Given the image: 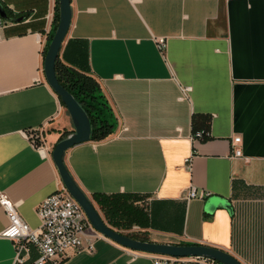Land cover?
<instances>
[{
    "label": "crops",
    "instance_id": "1",
    "mask_svg": "<svg viewBox=\"0 0 264 264\" xmlns=\"http://www.w3.org/2000/svg\"><path fill=\"white\" fill-rule=\"evenodd\" d=\"M0 3L9 11L0 23V196L36 228L37 204L60 179L51 150L39 151L27 133L41 127L52 149L74 130L43 72L58 0ZM70 6L57 62L97 83L100 117L111 129L69 148L64 163L104 221L133 238L211 245L244 264H264V0ZM196 130L208 136L192 140ZM235 147L241 157L232 156ZM190 184L209 195L187 200ZM93 195L120 196L118 204L137 210L139 222L110 223ZM7 225L0 205V264H15L12 241L1 235ZM36 256L32 248L30 260ZM56 264L155 263L150 253L99 237L92 253L69 250Z\"/></svg>",
    "mask_w": 264,
    "mask_h": 264
},
{
    "label": "built area",
    "instance_id": "2",
    "mask_svg": "<svg viewBox=\"0 0 264 264\" xmlns=\"http://www.w3.org/2000/svg\"><path fill=\"white\" fill-rule=\"evenodd\" d=\"M156 47L163 53L164 38L156 39ZM189 90V86L181 87L182 95L186 96ZM27 134L39 151L52 150L45 142L41 127L30 130ZM206 136H208L206 130H196L192 133L191 139H202ZM240 140L239 136H235L232 139V144L237 145ZM241 154L240 148H232L233 157H241ZM191 158L192 154L184 159V164L188 170L191 168ZM207 195L209 192H197L196 187L192 184L184 193L187 200L202 198ZM0 205L8 218V225L3 229L1 235L12 241L15 251V264H46L49 262L56 264L68 256L69 250L92 253L95 240L99 237L105 238L94 230L80 205L69 195L61 181L53 192L37 204L36 212L40 224L36 228L30 227L22 219L17 210V204L4 195L0 196ZM32 248L37 252V256L30 260ZM151 255L155 264H166L175 259L170 256ZM188 258L191 262L198 264L214 263V261L206 258Z\"/></svg>",
    "mask_w": 264,
    "mask_h": 264
},
{
    "label": "water",
    "instance_id": "3",
    "mask_svg": "<svg viewBox=\"0 0 264 264\" xmlns=\"http://www.w3.org/2000/svg\"><path fill=\"white\" fill-rule=\"evenodd\" d=\"M1 18L8 19L0 3ZM71 21L70 0H58V21L50 38L43 58V72L48 85L58 95L66 108L74 126L72 133L61 138L53 146L51 156L56 166L59 179L69 195L80 205L95 231L105 238L133 251L170 256L173 258L199 257L216 261L220 264H244L230 252L211 245L179 244L155 242L133 238L110 227L102 218L92 200L78 186L64 163V154L72 146L90 141L91 121L88 114L74 96L59 82L56 76V61L61 44L67 34Z\"/></svg>",
    "mask_w": 264,
    "mask_h": 264
},
{
    "label": "trees",
    "instance_id": "4",
    "mask_svg": "<svg viewBox=\"0 0 264 264\" xmlns=\"http://www.w3.org/2000/svg\"><path fill=\"white\" fill-rule=\"evenodd\" d=\"M5 12L9 14L7 8L2 5ZM58 21V9L55 15V23L53 32ZM53 32L51 36L53 35ZM50 41V40H49ZM48 46V45H47ZM46 52V50H45ZM56 76L61 83L79 102L91 121V140H100L104 138L111 129V125L108 124L107 119L100 117L102 108L105 104L99 101L102 95L99 93V87L97 83L89 76L80 73L72 68H67L60 65L56 61ZM63 105V104H62ZM120 196L117 195H93V199L105 212L108 221L117 224L119 221L126 220L127 223L139 222L138 211L135 209H129L122 207L118 204ZM183 244V243H179ZM216 261H214L215 263ZM218 263V262H216ZM197 264V263H195Z\"/></svg>",
    "mask_w": 264,
    "mask_h": 264
}]
</instances>
